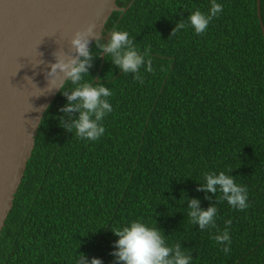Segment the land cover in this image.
I'll list each match as a JSON object with an SVG mask.
<instances>
[{
  "label": "trees",
  "instance_id": "16d2710c",
  "mask_svg": "<svg viewBox=\"0 0 264 264\" xmlns=\"http://www.w3.org/2000/svg\"><path fill=\"white\" fill-rule=\"evenodd\" d=\"M216 2L223 9L200 35L172 31L211 0H134L113 12L103 36L127 31L153 71L142 67L141 83L101 58L105 40L91 44L82 82L112 92L105 133L86 141L68 130L79 112L63 111L77 86L66 82L37 131L1 231L0 264H117L113 231L133 220L158 228L192 264H264V35L257 0ZM260 15L264 27V0ZM221 171L246 187L248 208L198 190L205 173ZM191 199L216 206V227L191 223ZM226 227L228 253L214 239Z\"/></svg>",
  "mask_w": 264,
  "mask_h": 264
},
{
  "label": "water",
  "instance_id": "95a60500",
  "mask_svg": "<svg viewBox=\"0 0 264 264\" xmlns=\"http://www.w3.org/2000/svg\"><path fill=\"white\" fill-rule=\"evenodd\" d=\"M133 1L120 8L117 0H0V235L43 116L67 82L59 70L49 75L51 65L76 56L70 41L90 25L88 47L107 42L110 16ZM257 15L264 35L260 0Z\"/></svg>",
  "mask_w": 264,
  "mask_h": 264
},
{
  "label": "clouds",
  "instance_id": "9594fccd",
  "mask_svg": "<svg viewBox=\"0 0 264 264\" xmlns=\"http://www.w3.org/2000/svg\"><path fill=\"white\" fill-rule=\"evenodd\" d=\"M222 4L211 0L207 13L196 10L187 16L186 21L177 23L172 34L185 27H190L197 35L203 34L209 27L213 18L222 11ZM93 25L84 31L74 34L70 43L76 56L64 59L62 56L51 65L49 75L55 76L57 70L63 74L67 82L77 85L67 94L68 103L63 108L64 112H79V116L68 126V130H75V135L81 140L96 141L105 133L102 121L112 112L109 98L112 92L103 85H92L84 81V75L90 66L91 53L88 47V37L93 33ZM100 49L111 58L114 65L118 66L122 73L134 74V79L143 82L140 70L152 72L151 60L146 59L134 45L129 33L124 30H112L107 43L101 44ZM41 121V120H40ZM36 122V126L40 124ZM231 171V170H228ZM227 171V172H228ZM225 171L219 173L209 172L204 174V183L200 185V191L221 194L222 200L236 210L248 208V193L246 187L235 182L234 177ZM188 217L191 223L201 230L216 227L215 218L217 208L215 205L206 209L199 207V201L191 199L188 202ZM231 225V221L225 222ZM117 237L114 241L112 255L117 264H192L191 255L185 254L179 244L168 245L165 236L155 226H149L141 220H133L128 225L113 231ZM219 245H223L222 251L228 253L230 235L227 227L214 236ZM82 264L83 258H81ZM90 264H102L99 258H92Z\"/></svg>",
  "mask_w": 264,
  "mask_h": 264
}]
</instances>
